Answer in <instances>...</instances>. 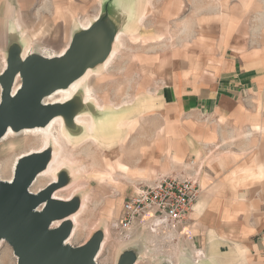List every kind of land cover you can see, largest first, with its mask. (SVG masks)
I'll return each mask as SVG.
<instances>
[{
	"label": "rangeland",
	"instance_id": "1",
	"mask_svg": "<svg viewBox=\"0 0 264 264\" xmlns=\"http://www.w3.org/2000/svg\"><path fill=\"white\" fill-rule=\"evenodd\" d=\"M53 1L58 4V11L55 10ZM113 1L111 4L116 7L117 2ZM106 2L107 0H0V74L6 62L9 33H15L17 19H20L30 38L33 51L54 55L53 53H60L69 44L74 32L79 29L80 22L93 20L107 11L109 5L106 6ZM145 2L146 0H136L131 20L124 13L126 20L121 19L124 26L121 31L126 34L125 44L120 47L118 58L112 67L103 70L102 65L95 70L100 71V76L92 77L90 82L95 96L106 110L122 113L130 108L131 118L118 135L111 133V136L109 134L106 137L104 133L97 132L99 144L80 142L81 136H78L81 130L79 134H69L71 144L67 146L66 156L75 165L65 162L64 168L73 179L64 194L66 197L80 196L86 205L80 233L71 245L81 246L95 232L103 230L107 231V240L98 259L99 264H115L124 248L142 238L144 244L137 245L141 254L138 264H161L165 260L171 264H179L180 251L185 246L190 247L192 252L202 251L203 256L211 255L214 251L217 253L215 258H218L217 255L221 258V264H264V245L260 246L263 247V254L256 255L252 251L253 243H258L261 237H252L254 228L244 231L238 227L239 224H232L224 238H215V250L199 237L193 242L184 238L172 241L166 236H151L147 231L135 230L126 239L114 226L121 215L124 201L143 185L166 177L195 176L198 177L203 192V186L206 185L204 180L208 183L216 181L217 172L212 164L224 151L218 143L211 142L206 144L207 153L197 154L195 158L185 156L184 149L189 146L186 141L189 137L187 124L195 117L184 114L178 120L168 121L163 108L165 101L171 99L169 87L183 76V81L188 80L189 84H194L203 82L209 76L202 75L204 70L213 78V73L219 70V66L227 69L228 61H233L236 55L234 45H238L247 57L253 52L261 54L264 48V0H150V5ZM140 11L145 14L142 25L137 20ZM222 11L223 16L219 15ZM230 27L233 28L228 29ZM236 39L241 41L237 42ZM19 40L24 47L28 46L21 38ZM151 97L164 101L163 106L138 113L136 105L140 108L142 101L150 100ZM243 102L251 103V112L264 120V95L249 96ZM127 105L130 107L126 108ZM208 118L204 116L200 119L204 121ZM110 139L118 142L109 143ZM11 141L14 148L6 155H0V164L8 167L0 175L8 181L12 178L11 167L14 161L40 147L42 142L38 137L20 134L11 138ZM5 144L6 142L0 143V152ZM142 147L146 148L147 153H140ZM113 150L119 153V163L122 164L121 160L124 159L127 165L134 169L140 167L141 171L133 175L123 174L115 166L112 182L98 176L100 172L106 171V153ZM95 159L99 160L98 163ZM80 166H85V171L75 175L74 170ZM212 172L216 175H212ZM111 209L113 216L110 219ZM259 210L264 215V206ZM249 225L255 226L253 223ZM237 246L247 249L244 258L235 252ZM188 254L194 259L193 253ZM0 264H17V258L6 242L0 249Z\"/></svg>",
	"mask_w": 264,
	"mask_h": 264
},
{
	"label": "water",
	"instance_id": "2",
	"mask_svg": "<svg viewBox=\"0 0 264 264\" xmlns=\"http://www.w3.org/2000/svg\"><path fill=\"white\" fill-rule=\"evenodd\" d=\"M112 2L107 0L108 12H102L87 29L79 27L74 32L61 56L49 57L32 51L23 57L26 47L19 40L22 37L18 27L15 33H9L6 67L0 74V141L9 130L20 133L45 128L55 118H62L71 136L80 130L78 137L84 135L77 117L99 112L93 104L85 103L84 90L64 103H48L46 99L57 91L69 89L89 70L101 68L108 60L118 33L124 28L121 19L126 20L124 13L130 20L134 17L136 0L132 6L116 0L115 7ZM18 80L19 88L15 89ZM53 155L54 145L50 144L42 152L22 156L17 160L13 179L0 178V245L2 241L9 244L17 264H99L97 257L107 237L106 231L95 232L81 246L68 243L74 230L72 217L81 210L83 199L76 195L64 200L54 195L70 186L73 179L70 172L63 167L56 181L37 193L31 191L38 176L48 169ZM139 244H144V238L124 248L115 264H138ZM208 256H203L197 264H218L215 257L209 262ZM161 264L171 263L165 260ZM179 264L196 263L183 249Z\"/></svg>",
	"mask_w": 264,
	"mask_h": 264
},
{
	"label": "crops",
	"instance_id": "3",
	"mask_svg": "<svg viewBox=\"0 0 264 264\" xmlns=\"http://www.w3.org/2000/svg\"><path fill=\"white\" fill-rule=\"evenodd\" d=\"M120 2L132 6L134 0ZM149 3L150 0H146L145 4L150 5ZM52 4L58 11L57 2ZM221 13L223 14V11ZM141 15H145L144 11L139 12V24ZM16 24L22 40H29L20 19H17ZM262 28L264 46V27ZM132 32L135 31H130ZM234 46L236 55L233 61H228L227 69L219 66V70L214 71L213 78L204 70L202 75L209 76H206L203 82L189 84L188 80L183 81L185 76L181 77L182 80L176 79L169 87L171 99L165 101L163 110L166 111L168 121L178 120V117L184 114L195 117L187 124L189 137L186 141L189 146L184 149L185 156L195 158L197 154L207 153V145L211 142L218 143L224 151L212 164L217 172L216 181L208 183L204 180L206 185L204 184L203 192L194 207L193 241L198 237L202 238L204 243L215 250V238H224L232 224H239L238 227L244 231L254 228L252 237H261L260 243L256 241L252 245V251L260 255L263 252V247L260 246L264 245V215L259 210L264 206V120H260L251 112V103L243 101L249 96L264 95V48L261 54L253 52L247 57L238 45ZM155 100V97H151L150 100H143L141 105L139 104L140 108L136 105L138 113L163 106L164 101L157 98L156 104ZM131 116L132 113L129 118ZM204 116L209 118L203 121L200 118ZM114 149H117V146H114ZM140 153H147L146 148H140ZM121 162L130 170L123 171V174L133 175L136 173H133L134 171H141L140 167L134 169L127 165L124 159ZM212 175L215 176V172H212ZM252 223L255 224L254 227L249 225ZM189 248L182 247L191 254L192 250ZM235 252L244 258L247 249L237 246ZM216 254L211 252L212 257L208 256V261L211 262ZM217 257L215 260L221 264V258L219 255Z\"/></svg>",
	"mask_w": 264,
	"mask_h": 264
},
{
	"label": "bare ground",
	"instance_id": "4",
	"mask_svg": "<svg viewBox=\"0 0 264 264\" xmlns=\"http://www.w3.org/2000/svg\"><path fill=\"white\" fill-rule=\"evenodd\" d=\"M219 15L223 16L222 13ZM97 18H98V16H97ZM97 18H94V19L96 20ZM220 18H222V17H220ZM95 20L92 21L89 19L87 21L80 22V27H81L80 29L81 30L87 29ZM143 21H144V15H141L140 16V22L143 24ZM141 23H140V25H141ZM125 36H126V34L124 32L118 33L116 43H115V47H114L110 57L108 58V60L103 64V70H109L112 67V65L114 64V62L116 61V59L118 58L119 49H120V47H123L125 44L124 43ZM27 38H29V37H27ZM24 41L28 45L26 47L24 54H23V57H26L27 55L30 54V52L33 53L32 52L33 46L30 45V43H29L30 40L24 39ZM68 46H69V44L58 54L53 53L54 54L53 56L63 55L66 52ZM45 50L47 51V49H44L43 51H45ZM43 55L52 57V55H48L47 53H44V52H43ZM5 67H6V62H5V66H4L3 70L5 69ZM99 76H100V71L95 72L94 70H89L81 79H79L75 83H73L69 87V89L57 91L55 94H53L48 99H46V101L48 103H64V102H67L70 99H72L75 95L79 94L81 89L84 90L85 103L86 104H93L98 109L97 111H99V112H98V114H95L93 116L91 114L84 113V114L77 117V119H76L77 125L80 126L81 128H83V130H84V135L81 137L80 142L85 141V142H88L91 144L92 143H94V144L98 143L99 140H98L97 135H96L97 132L104 133L106 137H109V134L111 136V133L118 135L120 132L123 131L124 126L126 125L127 120L132 113L130 108H128L127 110H123L122 113L117 112V111L106 110V108L99 102V100L95 96V94H94L95 91L93 90L94 88L92 89L91 83H90L92 77L95 78V77H99ZM19 83L20 82L18 80V84L15 86V89L19 88ZM0 89H1V87H0ZM127 107H130V106L127 105L126 108ZM122 108H123V106H122ZM122 108L120 107V110ZM77 133L79 134V132H77ZM125 133H126V131H125ZM18 134L25 136V137H27V136H31L33 138L38 137L40 139V141H42L40 147L33 150L32 152L24 154L23 156L28 155L30 153H34V152H42L43 150H45L46 148H48L50 146V143H53V145H54L53 159H52L48 169L46 171H44L43 173H41L38 176V178L36 179V181L34 182L33 186L31 187L32 192L37 193L40 190H42L45 187V185L47 186L48 184L56 181L58 173L61 170H63L64 165H66L65 162L68 161L71 166L75 165V162L68 159L66 156V149H67V146L71 144V139H70L68 131L66 130V128L64 126V122H63L62 118H55L45 128H37V129H33V130H24L20 133H15V132L9 130L7 135L0 141V143L6 142V144L3 147L4 149H2L0 152V155L1 154L6 155L10 150H12L14 148V145H13V142L11 141V138L16 137ZM117 138L119 139L120 137H117ZM110 140L111 141L109 143L117 141V140L113 141L112 139H110ZM118 154L119 153L117 150H115V151L113 150L111 152L106 153V155H105V162H106V168L105 169H106V171L100 172L98 174V176H100L101 178H107V180L112 182L113 175L115 173V166H118V168H120L122 171H127V172L130 171L127 167H125L123 164H121L117 161ZM21 157H18L14 161V163L12 164V167H11L12 178L9 181H11L13 179V174H14V170H15L17 160ZM98 161H97V163H98ZM93 163H95V161ZM7 168L8 167H6V165L0 164V174H2L3 171H7ZM85 169H86L85 166L77 167V169L74 170V174L79 175L82 173V171H85ZM135 172H137V171H134L133 173H135ZM0 178L4 181H8V180L3 179L1 175H0ZM65 189H61L58 192H56L54 195L55 198L64 199V200L71 199L72 198L71 195L68 197L65 196L64 191H67ZM85 209H86V205L83 203L81 210L72 217V221L74 223V230H73L71 238L68 241L69 244H72V241L74 239H76L80 233L81 219H82V215H83ZM112 216H113V209H111L109 211L110 219L112 218ZM145 239H146V237H145ZM106 240H107V238L105 239V241L102 245V249H101V251L97 257V262H98V259L100 258V256L102 255V252L105 248ZM4 243H5V241L1 242L0 249L2 248ZM192 253H194V262L196 264L200 261V259L204 255L203 252L200 250H195V252H192Z\"/></svg>",
	"mask_w": 264,
	"mask_h": 264
},
{
	"label": "built area",
	"instance_id": "5",
	"mask_svg": "<svg viewBox=\"0 0 264 264\" xmlns=\"http://www.w3.org/2000/svg\"><path fill=\"white\" fill-rule=\"evenodd\" d=\"M202 194L198 177L174 176L158 179L137 189L123 203L115 228L129 239L135 230L175 241H193L194 207Z\"/></svg>",
	"mask_w": 264,
	"mask_h": 264
}]
</instances>
